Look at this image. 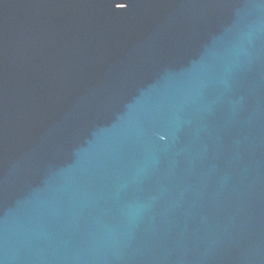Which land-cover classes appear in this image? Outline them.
<instances>
[{
  "label": "water",
  "instance_id": "obj_1",
  "mask_svg": "<svg viewBox=\"0 0 264 264\" xmlns=\"http://www.w3.org/2000/svg\"><path fill=\"white\" fill-rule=\"evenodd\" d=\"M0 264H264V0H0Z\"/></svg>",
  "mask_w": 264,
  "mask_h": 264
}]
</instances>
